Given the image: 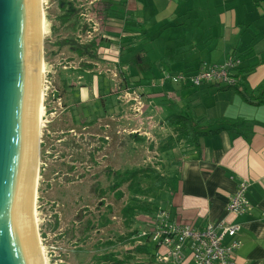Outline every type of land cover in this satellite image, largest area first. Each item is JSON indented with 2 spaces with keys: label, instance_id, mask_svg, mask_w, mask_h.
<instances>
[{
  "label": "rangeland",
  "instance_id": "rangeland-1",
  "mask_svg": "<svg viewBox=\"0 0 264 264\" xmlns=\"http://www.w3.org/2000/svg\"><path fill=\"white\" fill-rule=\"evenodd\" d=\"M74 2L82 17L78 29L72 31L55 19L61 14L58 0H44L47 21L42 50L46 67L45 115L39 135L36 214L37 232L46 262L102 264L103 256L112 254L114 260H121L124 264H174V261L159 260L157 254L155 257L148 255L150 250L148 254L135 251V246L140 243L132 240H139L144 231H154L153 223L138 216L128 228L122 214L123 207L132 196L129 180H136V172L155 176L168 172L174 153H161L160 147L173 130L164 125L161 130L153 128L154 125L148 126L150 137L136 141L132 136L142 138L143 135L139 134L145 129L141 126L147 108L144 94L138 87L131 89L130 95H125L124 91L119 95L118 91L128 88L125 77H131L140 86L145 84V88L153 93L160 90L161 84L167 92L178 85L163 83L165 74L159 72L155 64H150L155 58H144L137 64L136 50L125 49L122 57L132 69L124 71L121 64L118 71L112 72L115 66L100 58L104 51H95V58L80 57L69 46L61 45L60 42L66 39L79 46L88 45L93 39L98 43L105 39L99 0ZM107 46L102 44L104 48ZM88 64H93L92 70L86 67ZM93 75L96 76L94 91ZM128 83L132 86L133 81ZM188 95L185 91L183 97ZM102 96L108 102L106 112ZM223 101L225 104L226 98L217 97L210 103L220 107ZM138 102L143 104L142 108ZM231 110L237 111L235 107ZM150 170L152 173H147ZM124 179V184L117 189V181ZM143 181V188L149 190V195L154 194L152 178ZM154 196L138 198H146L157 206L164 205L165 190ZM89 221L93 226L87 230ZM146 243L149 244L148 241Z\"/></svg>",
  "mask_w": 264,
  "mask_h": 264
},
{
  "label": "crops",
  "instance_id": "crops-1",
  "mask_svg": "<svg viewBox=\"0 0 264 264\" xmlns=\"http://www.w3.org/2000/svg\"><path fill=\"white\" fill-rule=\"evenodd\" d=\"M112 1L121 6L117 8L124 12V19L140 24L139 28L130 27L122 33L124 19L109 18L106 34L111 43L99 50L104 51L100 58L115 66L112 72L123 64V37L130 38L125 49L136 50V62L155 58L150 64H155L161 73L193 74L234 56L241 61L238 71L245 88L257 91L264 84V0ZM122 69L132 68L124 63ZM95 78L93 75L92 91ZM127 81L137 85L131 77H125ZM136 87L144 94L147 106L141 122L145 129L139 130L143 139L150 137L148 126L161 130L160 123L175 109L186 108L185 112H194L204 120L245 121L241 133L223 130L201 138L197 150L185 143L172 151L171 184L164 189V206L169 220L180 225L200 230L220 222L239 225L243 244L236 254V263L264 264V104L247 103L234 89L221 90L218 85L177 86L167 92L161 84L156 93L146 89L145 84ZM185 91L189 94L186 98ZM163 95L171 101L163 99ZM217 97L226 98V103L215 107L210 100ZM201 98L204 100L198 102ZM233 107L237 111L231 110ZM243 180L249 183L247 198L251 207L247 213L237 215L228 210L229 198ZM230 241L225 239L226 243Z\"/></svg>",
  "mask_w": 264,
  "mask_h": 264
},
{
  "label": "water",
  "instance_id": "water-1",
  "mask_svg": "<svg viewBox=\"0 0 264 264\" xmlns=\"http://www.w3.org/2000/svg\"><path fill=\"white\" fill-rule=\"evenodd\" d=\"M39 48L37 0H0V264H42L33 217Z\"/></svg>",
  "mask_w": 264,
  "mask_h": 264
},
{
  "label": "trees",
  "instance_id": "trees-1",
  "mask_svg": "<svg viewBox=\"0 0 264 264\" xmlns=\"http://www.w3.org/2000/svg\"><path fill=\"white\" fill-rule=\"evenodd\" d=\"M99 13L103 15L104 22L103 27L106 31L107 24L105 21H108L109 18H121L120 20L124 19V12L117 8V6H120L113 2L112 0L104 1L99 0L98 2ZM121 7V6H120ZM58 8L61 10V14L58 15L55 19L59 22L61 26H67L70 30L75 31L78 29V26L80 25V17H82V14L80 13V10L77 9L76 4L74 0H58ZM124 28L122 30V33H127L126 31L129 30L130 27L132 28H139L140 24L134 21H130L127 19H124ZM127 27V28H126ZM104 39V38H103ZM107 38V34H105V39L103 41H97V39H93L90 41L88 45L79 46L77 43L73 42L72 40H64L60 42L62 45H67L70 47L71 51L76 53L80 57L89 56L91 58H95L97 55V52L95 51L99 50L100 47H102V44H110L111 40ZM130 38H123L121 37V44H120V54H124L125 50V42L129 43ZM234 57V56H231ZM230 58V57H229ZM237 58V57H235ZM123 64H129V62H122ZM138 63V62H137ZM88 68H91L89 70L93 69V64H88L86 66ZM239 67L234 71V76L237 79V84L235 86H230L222 83H209V84H203V85H218L221 86V90H228V89H234L243 97V99L250 104L254 105H261L264 104V84L257 90V91H249L247 88H245L243 84V78H241L240 71H238ZM85 72V71H84ZM237 72V73H236ZM89 74V73H88ZM166 74V73H164ZM170 74V73H168ZM186 75H191L188 73H181ZM169 82L171 84V81H166V83ZM127 83V87H131V89H136V86L139 84L135 82L137 85L130 86V84ZM178 86H183L186 88H198L200 86H192L191 84H174ZM138 90H140L138 88ZM119 95L121 94L118 91ZM141 93V92H140ZM162 93V92H161ZM142 94V93H141ZM114 95V94H112ZM116 98V95H114ZM163 99H166V101L169 102L170 98H166V95L162 96ZM101 101L104 104V111L106 112L108 109V102H106V98L104 96L101 97ZM171 101V100H170ZM113 103V102H111ZM186 110V108H185ZM185 110H173V112L167 116L161 123V125H164L168 128H171L173 130V134L169 135L166 142H163V145L160 147L161 153L171 152L174 149H176L182 142L188 144L189 146L195 148L196 150L200 148V140L201 138L205 136H212L214 134H217L223 130H228L229 132H242L243 127L245 126V121L242 119H210V120H204L201 118H198L194 112H185ZM135 138L136 141H144L143 138H140L139 136H132ZM140 141V142H141ZM171 166L168 168V172L166 174H145V172H136V180H129L130 185L129 188L132 191V196L129 199V201L126 203L125 207L122 209V214L125 220V223L127 224V227L129 228L132 223H135L137 221V217H145L148 220H153L156 217V214L159 212L160 209L166 210L168 213L169 211L165 208V203L162 206H157L153 204L152 202L146 200L144 198L143 200L138 197H146V196H156V193L159 194L162 190L165 189L166 186H170V180H169V174L171 171ZM147 170V169H146ZM140 173V174H139ZM141 173H144L145 175H142ZM147 173H152L150 172ZM134 175V174H133ZM140 175V176H139ZM152 178V181H154L153 187V193L149 195V190H146L143 188V184L145 179ZM124 180H119L115 184V187L118 189L124 184ZM128 181V180H126ZM126 183V182H125ZM134 186H136L134 188ZM149 189V188H147ZM123 193L121 192L120 195ZM154 196V197H155ZM89 230L93 224L89 221L86 225ZM136 231L135 233H137ZM143 236L138 237L139 240H132L133 242H139L137 246H135V251L141 253V254H148V251L150 250L153 252V254L150 252L148 255L150 256H156L157 251L159 250V246L155 243H152L148 240L147 236L142 238ZM142 238V239H140ZM144 239V242H142ZM146 241L149 242V244L146 243ZM103 263L106 264L107 262H111V264H124L121 260H114L112 254H107L103 256Z\"/></svg>",
  "mask_w": 264,
  "mask_h": 264
},
{
  "label": "built area",
  "instance_id": "built-area-1",
  "mask_svg": "<svg viewBox=\"0 0 264 264\" xmlns=\"http://www.w3.org/2000/svg\"><path fill=\"white\" fill-rule=\"evenodd\" d=\"M240 63V59L230 57L222 64L205 66L191 75L166 73L163 81H171L174 84H191L192 86L209 83L235 86L237 79L234 76V71L240 66ZM122 91L125 95H130L131 87L126 90L120 88L119 92ZM139 99L142 100L141 96ZM135 101L137 102V100ZM141 102H138V105L142 108ZM248 187L249 183L246 180L240 182L236 192L229 198V212L241 215L250 210L251 206L247 198ZM149 221L153 223L154 231H144L142 236H147L149 241L159 246L157 251L159 260L174 261V264H237L236 254L243 244L239 225L220 222L208 224L200 230L192 225L171 222L169 213L162 209L153 220ZM226 238H230L231 241L226 243Z\"/></svg>",
  "mask_w": 264,
  "mask_h": 264
},
{
  "label": "bare ground",
  "instance_id": "bare-ground-1",
  "mask_svg": "<svg viewBox=\"0 0 264 264\" xmlns=\"http://www.w3.org/2000/svg\"><path fill=\"white\" fill-rule=\"evenodd\" d=\"M37 9H38V31H39V40H40V48H39V56H38V65H39V79H38V118H37V145L39 143V135L41 132V127L43 126V120L45 115V107H44V100H45V63L43 60V37L46 31V18H45V9H44V0H37ZM39 179V160L37 163V171H36V180L34 186V196H33V217L36 229L38 228V221H37V212H36V195H37V185ZM38 242H39V249L41 255L42 264H47L46 258L44 255L43 247L40 244V238L37 232Z\"/></svg>",
  "mask_w": 264,
  "mask_h": 264
}]
</instances>
